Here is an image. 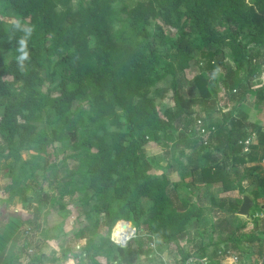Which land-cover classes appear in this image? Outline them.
<instances>
[{"label":"trees","instance_id":"16d2710c","mask_svg":"<svg viewBox=\"0 0 264 264\" xmlns=\"http://www.w3.org/2000/svg\"><path fill=\"white\" fill-rule=\"evenodd\" d=\"M115 2L0 0L15 18L8 25L0 22L2 149L16 159L29 149L46 157L55 142L71 140L76 152L63 161L74 158L70 172L83 179L81 199L94 201L89 211L103 213L100 217L108 232L117 220H128L137 236L150 233L156 247L176 244L190 221L199 222L203 215L196 198L202 188L237 189L233 179L243 176L231 178V172L237 174L238 165L259 151L254 144L243 150L246 114L234 116V110L251 90L256 102L264 104V85H253L264 64V0H135L122 6L127 28L119 32L111 24ZM24 51L28 58L21 63ZM195 58L192 80L198 93L185 96L177 88L175 74L189 68ZM168 76L172 105L160 110L163 89L157 83ZM57 77L60 81L52 89ZM222 79L231 104L215 118ZM14 83L22 87L20 97L13 92ZM75 102L82 105L87 122L83 129L89 128L83 139H78L70 118ZM58 122L65 129L55 126ZM251 128L259 144H264L261 126ZM150 143L160 146V151L173 144L175 157L161 166L155 154H144ZM262 151L258 161L264 159ZM192 163L198 169L195 180L188 170ZM157 165L163 169L160 174L153 172ZM176 166L182 167L181 173ZM248 168H260L264 180L261 165ZM173 173L179 182L171 178ZM172 190L184 194L177 195V203ZM208 198L218 210L229 207L234 214L242 200L212 194ZM141 240L136 237L115 248L108 237L97 243L90 236L84 253L94 264H99L98 253L106 264L109 258L117 264H141V257L153 252ZM240 241L233 231L216 248L201 246L199 256L213 250L208 257L213 258L211 264H219V253L224 258L231 250L229 244L237 246Z\"/></svg>","mask_w":264,"mask_h":264},{"label":"rangeland","instance_id":"374dc122","mask_svg":"<svg viewBox=\"0 0 264 264\" xmlns=\"http://www.w3.org/2000/svg\"><path fill=\"white\" fill-rule=\"evenodd\" d=\"M134 2L135 0H116L114 4L115 12L111 19L114 31L119 32L121 29L127 28L122 6H131ZM14 19L12 11L0 5V22L8 25ZM196 58L190 63L189 68L177 71L175 74L177 88L185 96H194L198 93L192 80L193 75L197 71ZM257 72L260 74V71ZM217 73H221V70L218 69ZM171 79L168 76L157 83L158 88L163 89L162 97L158 101V108L160 110L165 106L172 105ZM59 81L60 77H57L55 83L52 85V89H54ZM223 82L224 80L222 79L217 97V105L215 106L218 110H215L213 113V117L215 118L220 117L221 113L219 110L225 111L229 108V104H231L228 101V94ZM257 83V78L254 76V88ZM11 85L15 96L20 97L22 95L20 83ZM43 86L45 87V84ZM43 86L40 85L39 88L45 90ZM3 100L4 98H0L1 102ZM256 101L255 91L251 90L245 95L240 106L235 108L234 116H241L242 113L246 115L249 113L250 117L258 116L257 110H261L258 105L262 107L263 105ZM81 108L82 105L75 102L73 108H71L72 113L70 116L73 119L75 129L78 130V139L85 138L89 131V128L83 129L84 126H87V122L83 118ZM1 110L2 103H0V113ZM200 114L204 115V112H200ZM259 117L264 118V114H261ZM58 125H61V123L58 122L55 126ZM61 128L65 129L62 125ZM71 144V140L68 141L67 139H64L60 143L55 142L54 147L50 148V152L46 157L33 149L23 150L16 159L2 149L3 144L0 140V212L2 218L3 220L6 218V214L4 213L7 209H9V212H15L16 210L25 212L28 217L20 230V241L17 243V250L13 253L14 255L20 252L19 257L24 258L22 264H28L27 262L32 259V263L29 264H94L84 253V244L88 240V237L93 236L97 243L100 239H103V236L108 237L115 244V248H119L121 245L117 241L115 229L121 223L122 225L118 231L119 235L122 228L129 231L135 229V235L131 239L136 237L141 238V241L145 243V248L153 249L151 255L141 257V264H162L163 260H166L169 264H177L186 253L192 256H199L202 252L200 250L201 246L216 248L215 245L219 241L225 240L233 231L239 234L243 230V224L237 221V217L233 215L228 207H224V210H218L215 206H212L208 198L209 195L212 194L217 197V195L219 196L223 192H220L218 185H209L206 190L202 188L203 191L201 190L196 198L199 199V203L204 208L203 214L206 216L212 215V222L190 221L186 227V232L178 238L176 244L170 243V245L166 246L157 245L156 247L155 245L152 247L150 246V242L153 240V237H151L150 233L141 232L137 236L134 224L130 221L129 223L125 222L128 220H117L111 227L110 232H108V225L104 224L103 217H100L101 215L103 216V213L97 214L94 210L89 211L94 201L88 200L86 202L84 199H81L84 194V191L80 188L83 184V179L70 172V169L74 168V158H67L63 161L66 155L76 152V149H73ZM143 151L147 155L155 154L160 165L164 166L175 157L177 150L172 144L164 146L162 151H160V146L158 147L150 143L144 147ZM45 158L48 160V164H45ZM182 163L186 164L185 158L182 159ZM175 169L179 173L182 172L181 166H176ZM196 169L195 163L190 164L188 167L193 180L197 178L196 171L198 169ZM162 171V167H158V165L153 170L156 174H160ZM171 178L178 182L180 181L177 173L171 174ZM69 179H72L73 184L69 182ZM191 188L194 197L196 195L194 193L197 191L194 181ZM61 192L64 193L63 196L60 195ZM43 194L47 197H44ZM177 195L182 196L184 194L181 192L178 194L174 190L171 191V196L175 203H177ZM214 217H217V219L214 220ZM19 223V219L11 216L3 226L4 236L9 237L15 234ZM22 243H24L23 248H21ZM13 247H9V249ZM115 252L117 254V250ZM207 252V255L211 256L213 250ZM208 256L204 255L200 257L207 258L209 264H211L213 258ZM37 257H39V261H37ZM217 258L216 260L219 262L222 259V254H219ZM95 260L99 264H106L102 253H98ZM108 260L110 261L109 264H117L113 259L109 258Z\"/></svg>","mask_w":264,"mask_h":264},{"label":"crops","instance_id":"0c3cea01","mask_svg":"<svg viewBox=\"0 0 264 264\" xmlns=\"http://www.w3.org/2000/svg\"><path fill=\"white\" fill-rule=\"evenodd\" d=\"M259 71L260 74L257 73L254 75L258 81L256 87L264 85V68L263 67L262 69L260 68ZM262 105L263 107L258 105V107L261 108V110L260 109L257 110L258 116L250 117V114L247 113L245 120L246 135H248L250 139L252 138L251 145L254 144L255 146H258L257 150L259 151L256 150L257 152H254L257 155H255L253 159L251 158L250 160H248L246 158L244 164L238 165V169H235L239 171L237 174L231 172V178H235L236 175L243 176L241 177L242 179L240 180H236V178L233 179L236 182L237 189L227 190L223 193H220L219 196L217 195V197L226 198L228 199V201H234V199L241 198L242 199L241 203L238 204L239 207L243 202L244 195L250 197L253 202L251 206L252 211L250 209V215L248 217L241 216L238 214V212L236 214L233 213V215L237 217V221L243 224L242 225L243 230L239 234L235 232L237 233V237L241 241L237 243V246L229 244L231 250H229V248L227 250L228 254L233 252L236 255H238L240 261L244 264H257L258 261L264 256V219L254 216V214L257 213H261V212L264 213V180H261V177H263L262 176L263 173L261 172L260 168L259 169L253 168L252 169L253 171H251L250 168H248L251 166H255L257 163L258 165H260V161H258V157H260V155L263 152L262 150L264 149V144H259L258 141L259 137H257L255 133L256 131L253 130V128H251L252 124H256L261 126L262 128L261 130L264 132V118L259 117L261 114H264V104ZM229 164L230 163H228V169L230 166ZM227 194L229 195V197ZM4 214H6V218L3 220L0 212V264H19V262L20 264H22L24 258L19 257L20 252L14 255L13 253H15V251L17 250L18 247L17 243H19L20 241L19 238L20 230L23 227V224L26 222L28 217L25 214V212L18 210H16L15 212H9V209H7ZM11 216L19 219L20 221L19 227L17 228L18 230L15 232V234H12V236L9 237H5L3 232V226L8 222ZM202 217L204 220L202 219ZM202 217L200 218L199 222H203V221L212 222V215L206 216L203 214ZM213 219L216 220L217 217H214ZM228 240L229 242L231 241V239L229 238ZM23 245L24 243L21 244V246ZM220 245L222 246V244ZM12 246L16 248L13 247L12 249L11 248L9 249V247ZM206 248L210 249L209 246H207ZM37 261L39 260L37 259ZM27 263L29 264L30 261ZM225 263H227V260L225 257L224 258L222 257V259L219 260V264H225Z\"/></svg>","mask_w":264,"mask_h":264},{"label":"built area","instance_id":"2783aa9c","mask_svg":"<svg viewBox=\"0 0 264 264\" xmlns=\"http://www.w3.org/2000/svg\"><path fill=\"white\" fill-rule=\"evenodd\" d=\"M262 67L264 68V64H262ZM205 131V130H204ZM203 132V130H202ZM205 133V132H204ZM203 133V134H204ZM254 136V134H253ZM252 139V138H251ZM251 139L249 138V136L246 137V139L244 140V149L245 151L248 150V146L252 143ZM203 141H206L207 142V136L204 135L203 136ZM260 165L262 167V170L264 171V160L262 159L260 161ZM254 216L256 217H260L262 219H264V213L261 212V213H257V214H254ZM135 230L132 229V233L129 237L123 239V240H119L117 238V241L120 242V245L122 247H124L123 245H126L128 240L131 239L134 235H135ZM156 244L154 242V239L150 242V246L154 247ZM226 260H227V264H244L240 261L238 255L234 254V253H229L225 256ZM162 264H169V262H167L166 260H163ZM181 264H209V260L205 257H200V256H188L185 260H183V262ZM257 264H264V256L258 261Z\"/></svg>","mask_w":264,"mask_h":264},{"label":"water","instance_id":"95a60500","mask_svg":"<svg viewBox=\"0 0 264 264\" xmlns=\"http://www.w3.org/2000/svg\"><path fill=\"white\" fill-rule=\"evenodd\" d=\"M252 203L253 202H252L251 198L248 197L247 195H244L243 196V202L240 205L239 210H238V214L241 216L248 217L250 215V209H251ZM125 222L129 223V221H125ZM130 235H131V233L129 234V236Z\"/></svg>","mask_w":264,"mask_h":264},{"label":"bare ground","instance_id":"6f19581e","mask_svg":"<svg viewBox=\"0 0 264 264\" xmlns=\"http://www.w3.org/2000/svg\"><path fill=\"white\" fill-rule=\"evenodd\" d=\"M122 225V223L121 224H119L118 226H117V228L115 229V235H116V237L120 240H123V238H127L128 236H129V234H130V232L132 233V229H131V227H130V229H131V231H129V230H125V229H121V234L119 235L118 234V231L120 230L119 228H120V226ZM122 235V236H121Z\"/></svg>","mask_w":264,"mask_h":264},{"label":"clouds","instance_id":"9594fccd","mask_svg":"<svg viewBox=\"0 0 264 264\" xmlns=\"http://www.w3.org/2000/svg\"><path fill=\"white\" fill-rule=\"evenodd\" d=\"M27 31H28V33L30 34L31 29H28ZM21 43L24 44L25 47H26V41H23V40H22ZM27 58H28V53H27V51H24V52H23V55H22L21 58H20V59H21V63L23 62V60H25V59H27ZM121 221H125V220H121ZM134 230H135V229H134Z\"/></svg>","mask_w":264,"mask_h":264}]
</instances>
